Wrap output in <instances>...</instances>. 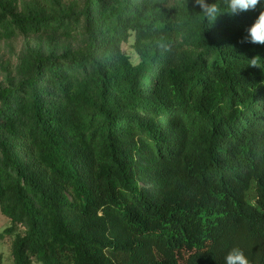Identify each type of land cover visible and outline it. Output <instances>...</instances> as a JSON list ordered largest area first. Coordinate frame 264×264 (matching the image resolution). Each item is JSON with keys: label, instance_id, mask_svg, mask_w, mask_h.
<instances>
[{"label": "trees", "instance_id": "obj_1", "mask_svg": "<svg viewBox=\"0 0 264 264\" xmlns=\"http://www.w3.org/2000/svg\"><path fill=\"white\" fill-rule=\"evenodd\" d=\"M261 11L0 0L15 264H264V45L241 43Z\"/></svg>", "mask_w": 264, "mask_h": 264}, {"label": "clouds", "instance_id": "obj_2", "mask_svg": "<svg viewBox=\"0 0 264 264\" xmlns=\"http://www.w3.org/2000/svg\"><path fill=\"white\" fill-rule=\"evenodd\" d=\"M194 4L201 9V14L205 21L211 26L217 17L223 13L237 15L240 12L254 10L260 0H223V7L220 3H208L207 0H194ZM248 35L241 43L250 42L264 45V11H261L254 24L247 29ZM259 56H254L249 61L250 66L260 67ZM225 264H250L249 259L239 248L231 249L225 257Z\"/></svg>", "mask_w": 264, "mask_h": 264}, {"label": "rangeland", "instance_id": "obj_3", "mask_svg": "<svg viewBox=\"0 0 264 264\" xmlns=\"http://www.w3.org/2000/svg\"><path fill=\"white\" fill-rule=\"evenodd\" d=\"M6 57H9L8 53ZM6 226H7V219L0 211V236H1V231H3ZM0 264H15L14 259L10 254L8 242H6V239H2V238H0Z\"/></svg>", "mask_w": 264, "mask_h": 264}]
</instances>
